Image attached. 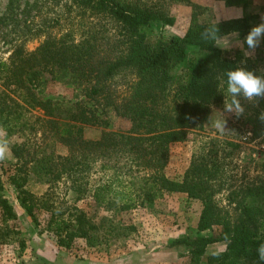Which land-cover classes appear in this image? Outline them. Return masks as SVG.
<instances>
[{"label": "trees", "instance_id": "1", "mask_svg": "<svg viewBox=\"0 0 264 264\" xmlns=\"http://www.w3.org/2000/svg\"><path fill=\"white\" fill-rule=\"evenodd\" d=\"M182 1L187 0H56L65 2L68 11L80 13L86 30L60 36L45 31L46 39L35 50L20 46L10 63L0 61L4 87L0 86V125L7 133L26 134L12 145L16 162L0 173V243L15 239L22 249L26 247L15 222L18 214L3 193L6 181L15 188L20 206L39 234L47 233L69 251L98 248L127 236L135 225L122 214L177 190L200 198L204 205L197 233L174 241L189 248L187 264H259L256 249L264 243V182L238 191L239 212L232 219L212 199L222 167L212 158L207 141L193 155L181 181L164 172L171 145L186 140L190 129H203L210 114L223 109L224 72L241 66L238 58L223 55L218 40L204 41L202 31L218 24L220 37L232 32L244 36L257 15L197 23L182 35L151 41L147 28L174 24L168 5ZM250 1L226 0V4L247 6ZM176 65L185 67L186 75L173 73ZM245 68L258 74L255 68ZM44 70L69 73L83 82L87 98L103 113L112 108L126 118L128 128L86 138L85 125H99L101 115L84 101L65 105L43 98L36 87ZM119 86L126 94L119 93ZM7 87L20 90L22 103L13 98L16 105L9 104ZM260 105L264 106V99ZM33 110L48 118L39 127L43 120L40 116L33 120ZM57 144L67 152H58ZM97 171L105 175L92 181ZM32 173L50 188L64 182L63 199L35 195L28 188ZM218 241H228L226 250L207 255L208 247Z\"/></svg>", "mask_w": 264, "mask_h": 264}, {"label": "rangeland", "instance_id": "2", "mask_svg": "<svg viewBox=\"0 0 264 264\" xmlns=\"http://www.w3.org/2000/svg\"><path fill=\"white\" fill-rule=\"evenodd\" d=\"M64 3L57 4L56 0H0V61L10 63L13 52L20 46L26 51L35 50L46 39L45 31L58 36L70 31H73V35H79L85 31L87 24H84L82 15L68 11L63 6ZM168 8L176 18L175 23L147 28L151 41L182 35L190 26L197 23L208 24L222 19L255 14L257 16L252 18V24L255 26L261 23L264 17V0H251L247 6L239 2L227 5L226 0H187L171 3ZM245 37L246 35L242 36L239 32H232L220 37L217 45L221 47L224 56L238 58L240 64L242 60H246L241 66L255 68L257 75H261L264 73V40L251 57H245V52L248 50L247 45L243 43ZM206 58L210 62L211 55L207 54ZM172 71L176 75H186V69L182 65L174 66ZM1 83L2 80L0 86L3 87ZM38 84L36 89L45 99H58L65 105L84 101L90 110L95 109L97 114L101 115L99 125H85L86 138L98 139L104 131L125 130L129 126V121L112 108H107L103 113L102 107H97L94 101L84 94L85 84L69 73L55 75L44 70ZM5 89L12 98H8L10 105L14 106L16 102L22 103L18 94L20 90L13 92L9 87ZM118 89H120L119 93L126 94L123 86H119ZM223 89L225 95L226 88ZM260 101L261 99L257 107V104L241 99L245 114L236 117L234 114L226 113L227 124L224 132L208 124L209 118L205 121L203 129L196 127L190 129L186 140L171 145L170 159L164 170L171 179L181 181L191 165L193 155L199 152L207 141L206 146L211 150L212 158L222 167L221 182L215 185L212 199L222 213L232 219L239 212L237 203L242 195H239L238 191H246L247 188L264 182L262 130L264 124L258 119L260 114L257 112V110L260 113L264 111V106L260 105ZM218 111L223 109H215L210 116L214 114V118H219ZM31 114L33 120L37 119V116L43 120L37 123V127L48 119L43 111L33 110ZM103 121H107L108 124ZM41 134L40 130L37 139ZM25 138L26 134L21 132L7 133L10 151L7 158L0 162V173H3L4 169H10L12 163L16 162L12 145L15 142H22ZM46 143H49V139ZM55 149L60 153L67 152V148L59 144ZM103 175H105L103 171L94 172L91 180L99 179ZM3 177L6 180L5 174ZM28 188L37 196L47 193L49 197L61 200L65 196L66 184L60 182L50 188L45 180L32 173ZM3 193L18 214L15 222L26 240V247L22 249L15 239L0 243V264H187L190 261L189 248L175 244L174 241L180 236H193L197 233L204 207L200 198L176 190L157 198L154 203L138 206L122 214L124 220L135 225V230L130 231L127 236L98 248L82 247L69 251L60 247L47 233L39 234L36 224L20 206L15 188L7 181ZM40 214L42 217L47 215L46 212ZM227 245L228 241L213 243L208 247L207 255L224 251Z\"/></svg>", "mask_w": 264, "mask_h": 264}, {"label": "clouds", "instance_id": "3", "mask_svg": "<svg viewBox=\"0 0 264 264\" xmlns=\"http://www.w3.org/2000/svg\"><path fill=\"white\" fill-rule=\"evenodd\" d=\"M201 38L204 41L215 42L219 40L218 24H211L204 28L201 33ZM264 40V17L261 23L253 26L244 39V44L247 45L245 57H251L255 50ZM246 60L241 61V65L245 64ZM226 81H222V86L226 83V94L224 95V107L220 112L219 118H214V114L209 117V123L212 127L220 132L226 130L227 120L225 114H234L236 117L245 114V107L241 103V99L258 104L260 99H264V75H256L253 71L247 70L243 66H237L234 69L230 68L224 72ZM258 119L264 123V111H261ZM10 151L7 132L0 126V162L4 161ZM259 264H264V243H260L256 249Z\"/></svg>", "mask_w": 264, "mask_h": 264}]
</instances>
